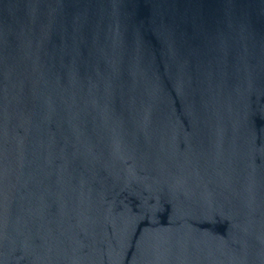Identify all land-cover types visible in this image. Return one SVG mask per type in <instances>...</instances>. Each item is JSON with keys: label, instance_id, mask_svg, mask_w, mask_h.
<instances>
[{"label": "water", "instance_id": "obj_1", "mask_svg": "<svg viewBox=\"0 0 264 264\" xmlns=\"http://www.w3.org/2000/svg\"><path fill=\"white\" fill-rule=\"evenodd\" d=\"M0 264H264V0H0Z\"/></svg>", "mask_w": 264, "mask_h": 264}]
</instances>
